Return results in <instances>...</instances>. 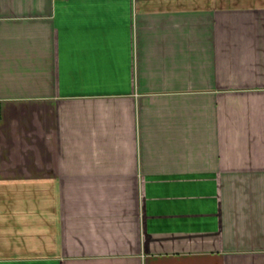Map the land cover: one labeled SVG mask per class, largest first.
<instances>
[{"label": "crops", "instance_id": "obj_1", "mask_svg": "<svg viewBox=\"0 0 264 264\" xmlns=\"http://www.w3.org/2000/svg\"><path fill=\"white\" fill-rule=\"evenodd\" d=\"M0 264H264V0H0Z\"/></svg>", "mask_w": 264, "mask_h": 264}]
</instances>
